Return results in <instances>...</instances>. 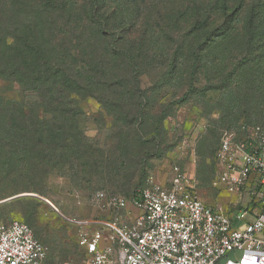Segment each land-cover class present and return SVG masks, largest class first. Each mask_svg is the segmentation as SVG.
<instances>
[{
  "label": "rangeland",
  "instance_id": "rangeland-1",
  "mask_svg": "<svg viewBox=\"0 0 264 264\" xmlns=\"http://www.w3.org/2000/svg\"><path fill=\"white\" fill-rule=\"evenodd\" d=\"M68 1L74 12L87 5ZM103 6L110 29L105 30L115 33L117 52L139 70L148 113L143 136L165 110L163 140L118 143L122 126L109 127V117L92 100L82 104L88 139L69 148L47 136L19 143L26 139L0 132V142H9L0 143V223L31 227L50 264L83 260L73 222L109 221L116 214L126 221V212L110 209L107 201L129 199L150 178L169 183L172 166L189 175L194 191L211 207L233 213L252 200L245 192L232 195L213 186V156L224 132L247 121L264 122V0H104ZM69 29L60 27L62 33ZM192 51L200 60L191 81ZM25 100L36 110L41 105L36 97ZM34 114L51 120L43 110ZM5 123L0 120V130ZM18 123L31 127L33 117ZM114 131L118 142L107 143Z\"/></svg>",
  "mask_w": 264,
  "mask_h": 264
},
{
  "label": "trees",
  "instance_id": "trees-1",
  "mask_svg": "<svg viewBox=\"0 0 264 264\" xmlns=\"http://www.w3.org/2000/svg\"><path fill=\"white\" fill-rule=\"evenodd\" d=\"M103 1L87 0L81 14L72 10L68 0H0V120H8L0 132L12 139H26L19 143H28V138L35 135L47 136L57 147L65 143L63 149L69 148L72 143L88 139L82 104L92 100L109 117V127L118 128L113 122L122 126L119 142L114 131L107 143H162V123L167 114L162 110L157 115L156 126L144 138L147 99L139 70L129 56L117 52L115 33L107 31L110 29L102 16ZM64 26L70 31L62 33L60 27ZM191 59L192 81L200 58L192 51ZM6 92L14 93V97L5 96ZM27 96L40 100L37 110L34 105H26ZM39 109L51 116L48 123L34 114ZM31 116V127L18 123ZM258 125L264 122L247 121L232 133L242 140L246 137L245 127ZM217 150L213 156L215 173ZM24 168H29L26 163ZM138 189L127 200H132Z\"/></svg>",
  "mask_w": 264,
  "mask_h": 264
},
{
  "label": "built area",
  "instance_id": "built-area-1",
  "mask_svg": "<svg viewBox=\"0 0 264 264\" xmlns=\"http://www.w3.org/2000/svg\"><path fill=\"white\" fill-rule=\"evenodd\" d=\"M244 129L242 140L222 134L213 186L247 193V206L233 213L211 207L189 175L172 166L169 183L150 178L132 200L107 201L110 209L126 212V221L116 214L109 221L73 222L86 260L57 264H264V125ZM46 257L28 225L0 223V264H44Z\"/></svg>",
  "mask_w": 264,
  "mask_h": 264
},
{
  "label": "crops",
  "instance_id": "crops-1",
  "mask_svg": "<svg viewBox=\"0 0 264 264\" xmlns=\"http://www.w3.org/2000/svg\"><path fill=\"white\" fill-rule=\"evenodd\" d=\"M81 252H82L83 260L81 262H79V263H83L86 260L85 252L82 249H81ZM44 264H50L49 261H48V259H47V257H46V260H45Z\"/></svg>",
  "mask_w": 264,
  "mask_h": 264
},
{
  "label": "water",
  "instance_id": "water-1",
  "mask_svg": "<svg viewBox=\"0 0 264 264\" xmlns=\"http://www.w3.org/2000/svg\"><path fill=\"white\" fill-rule=\"evenodd\" d=\"M3 202H0V204H2Z\"/></svg>",
  "mask_w": 264,
  "mask_h": 264
}]
</instances>
